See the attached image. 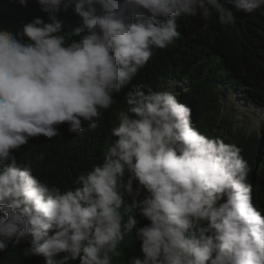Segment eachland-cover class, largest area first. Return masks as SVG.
<instances>
[{
	"label": "clouds",
	"instance_id": "obj_1",
	"mask_svg": "<svg viewBox=\"0 0 264 264\" xmlns=\"http://www.w3.org/2000/svg\"><path fill=\"white\" fill-rule=\"evenodd\" d=\"M36 3L49 22L35 18L15 32L0 27V252L30 237L25 255L42 256L45 264H112L139 215L149 222L136 228L143 260L131 264H264L256 171L228 138L224 119L213 115L230 111L237 92L255 125L244 134L263 145L264 74L251 83L227 67L211 73L210 100L199 106L187 76L173 67L156 75V65L151 87L139 83L124 93L126 106L98 156L64 191L14 155L31 139L57 137L63 125L71 133L85 124L95 130L152 53L179 39L184 17L208 21L215 13L228 27L236 20L232 10L221 0ZM228 3L243 16L264 9V0ZM69 6L82 21L71 42L58 19ZM240 83L245 87L237 91ZM125 195L132 198L127 207Z\"/></svg>",
	"mask_w": 264,
	"mask_h": 264
},
{
	"label": "trees",
	"instance_id": "obj_2",
	"mask_svg": "<svg viewBox=\"0 0 264 264\" xmlns=\"http://www.w3.org/2000/svg\"><path fill=\"white\" fill-rule=\"evenodd\" d=\"M221 3L234 13L236 17L234 25L222 26L215 13L208 21H204L199 16L184 17L179 22L181 33L179 39L167 49L152 53L147 66L141 69L128 87L114 95L113 98H116L114 107L107 118L101 119L95 130H90L85 124L83 132L71 133L68 131V125H63L58 129L60 134L51 140L44 137L29 140L26 146L14 153L17 164L23 166L25 163H30L34 173L41 180L51 186L59 187L61 191L71 188L79 168L96 159L102 149L104 137L108 139L111 129L116 126L117 115L126 106L124 93L139 83H143L145 88L151 87V72L156 65L157 68L153 71L156 75L164 76L167 69L173 67L177 73L187 76L191 81L190 93L188 92L191 102L199 106L207 104L210 100L207 91L211 73L225 71L227 67V70L233 69L247 81L254 83L264 74V14H262L264 9L252 13L243 11V16L238 15L237 9L228 3V0H221ZM96 7L99 11V6ZM35 18L49 22L48 14L40 10L36 0H29L27 6H21L16 0H0V27L15 32L23 24ZM58 19L69 42L78 39L71 36V33L82 23L80 17L74 13V8L72 6L61 8ZM243 87H245L243 83L236 84L239 91ZM262 104L264 105V101ZM260 132V137H263L264 141V122ZM252 134V132L248 135L244 134L243 137L238 133L235 138L230 136L228 138L238 145L247 159L250 173L256 171L255 176L252 174V183L254 188L259 190L260 209L264 215V144L256 143ZM41 156L43 159H39ZM143 195H146V192L142 193L141 198ZM131 203L132 198L125 195L124 206H130ZM135 218L138 221L136 228L149 223L139 215ZM136 228L125 236L118 247L120 255L113 257L112 264H131L134 258L143 260L141 245L136 238ZM30 246V237L12 242L7 251L0 252V264H45L42 256L25 255ZM63 255L60 254L56 259H61ZM69 264H80V262L77 259L69 261Z\"/></svg>",
	"mask_w": 264,
	"mask_h": 264
},
{
	"label": "rangeland",
	"instance_id": "obj_3",
	"mask_svg": "<svg viewBox=\"0 0 264 264\" xmlns=\"http://www.w3.org/2000/svg\"><path fill=\"white\" fill-rule=\"evenodd\" d=\"M182 88L183 87L180 85L173 87L172 90L175 93H178L180 90H182ZM236 96L237 94L235 93L232 95V97H229L228 105L230 107L231 112L230 111L225 112L223 110H220L218 111L219 114L213 113V115L218 120L220 118L224 119V122L226 124V132L229 134V136H234V132H241V134L243 135L244 133H248L249 130L255 127V125L252 124L251 122V118L249 117L251 110L249 108L245 109L242 106H238V105H242L244 102L236 99ZM232 102H234L235 104H231ZM234 113L238 114V116ZM258 141L261 142L259 139Z\"/></svg>",
	"mask_w": 264,
	"mask_h": 264
},
{
	"label": "bare ground",
	"instance_id": "obj_4",
	"mask_svg": "<svg viewBox=\"0 0 264 264\" xmlns=\"http://www.w3.org/2000/svg\"><path fill=\"white\" fill-rule=\"evenodd\" d=\"M237 91H239V90H237ZM237 93V92H236ZM255 189V188H254Z\"/></svg>",
	"mask_w": 264,
	"mask_h": 264
}]
</instances>
